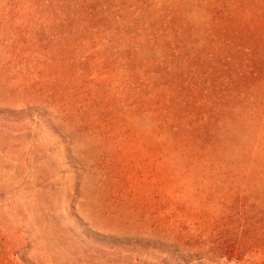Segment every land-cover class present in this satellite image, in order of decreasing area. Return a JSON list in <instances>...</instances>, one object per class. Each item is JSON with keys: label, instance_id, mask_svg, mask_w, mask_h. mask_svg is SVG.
Listing matches in <instances>:
<instances>
[{"label": "rangeland", "instance_id": "obj_1", "mask_svg": "<svg viewBox=\"0 0 264 264\" xmlns=\"http://www.w3.org/2000/svg\"><path fill=\"white\" fill-rule=\"evenodd\" d=\"M0 264H264V0H0Z\"/></svg>", "mask_w": 264, "mask_h": 264}]
</instances>
